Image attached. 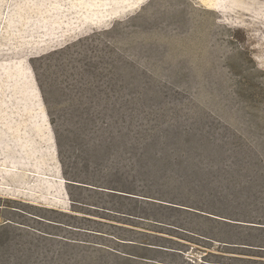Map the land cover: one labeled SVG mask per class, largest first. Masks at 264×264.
<instances>
[{
  "label": "rangeland",
  "instance_id": "1",
  "mask_svg": "<svg viewBox=\"0 0 264 264\" xmlns=\"http://www.w3.org/2000/svg\"><path fill=\"white\" fill-rule=\"evenodd\" d=\"M140 124L152 135L144 168L208 185L222 159L230 188L238 163L252 188L264 176V0H0V264L172 259L130 244L148 225L126 214ZM72 175L88 183L69 187L75 204Z\"/></svg>",
  "mask_w": 264,
  "mask_h": 264
},
{
  "label": "trees",
  "instance_id": "2",
  "mask_svg": "<svg viewBox=\"0 0 264 264\" xmlns=\"http://www.w3.org/2000/svg\"><path fill=\"white\" fill-rule=\"evenodd\" d=\"M146 131L148 130L141 124L132 130L133 162L130 166L132 185L126 192L134 204L130 212L126 214L133 221H137L136 223L144 222L148 225L141 226L143 230L136 229V235L134 239H130V244L135 249L152 251L156 254L165 253L173 258L167 260L149 253L141 255L134 252L126 256L127 260L132 264H264V211H261L264 210L262 207L264 205L262 191L264 176L259 174L257 175L259 178L255 175L250 178L253 187L258 186L260 189L252 187L243 192L242 184L236 181V178L241 175L240 163H238L236 175L233 176L234 186L230 188L227 185L229 176L224 174L221 159L226 149L219 142L213 143V151L219 154L218 158L221 161L214 163L213 176H210L208 185L204 179L197 184L188 174L181 175L177 172L167 174L161 167L144 168L141 165V159L151 148V142L148 139L152 136L148 133L144 137L143 132ZM57 155L65 176L68 172L67 165L59 144ZM259 170L257 168V171ZM73 177L75 178V175L71 178L66 177L65 182V189L71 204L79 203V201L71 198L72 193L69 187L83 186L82 183L88 184L79 179H73ZM98 187L120 191L100 185ZM109 210L120 214L125 213L115 209ZM172 211L199 215L208 221H164V219L172 218ZM37 216L45 218L41 215ZM46 219L50 221L44 222L53 227L71 226L57 218ZM72 227L83 228L81 226ZM35 229L39 239L48 237L65 241L69 239L60 234ZM223 229H228V232H223ZM182 239L189 242L199 240L202 242L200 246L204 248H191L190 244ZM193 251H199L200 256L195 257Z\"/></svg>",
  "mask_w": 264,
  "mask_h": 264
}]
</instances>
